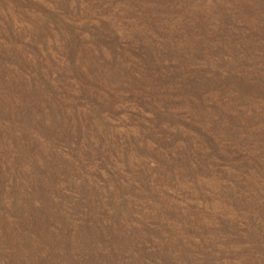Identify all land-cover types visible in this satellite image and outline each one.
Here are the masks:
<instances>
[{
	"label": "rangeland",
	"instance_id": "rangeland-1",
	"mask_svg": "<svg viewBox=\"0 0 264 264\" xmlns=\"http://www.w3.org/2000/svg\"><path fill=\"white\" fill-rule=\"evenodd\" d=\"M0 264H264V0H0Z\"/></svg>",
	"mask_w": 264,
	"mask_h": 264
}]
</instances>
